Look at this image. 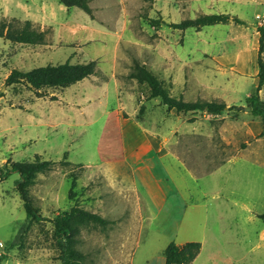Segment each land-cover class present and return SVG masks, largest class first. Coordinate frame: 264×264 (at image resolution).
<instances>
[{"label":"rangeland","instance_id":"obj_1","mask_svg":"<svg viewBox=\"0 0 264 264\" xmlns=\"http://www.w3.org/2000/svg\"><path fill=\"white\" fill-rule=\"evenodd\" d=\"M90 7L92 16L58 0H0V21L30 20L45 33L40 45L0 38V166L34 161L38 152L56 162L29 190L45 220L30 225L13 248L26 220L15 187L19 175L0 182V264H61L51 220L73 206L112 222L81 229L83 264H165L167 245L186 239L202 244L196 264H264L263 124L247 110L258 85L264 0H90ZM202 14L236 15L245 25L179 30L150 22L179 23ZM243 36L248 57L241 55L237 65ZM135 59L173 96L240 109L217 115L169 111L129 78ZM91 60L97 61L96 75L43 97L61 120L50 128L49 143H23L21 127L33 116L29 108L35 114L45 107L34 105L40 98L27 86H8L10 73ZM259 94L264 101V87ZM46 107L51 114V104ZM106 122L114 131L104 133ZM156 138L163 156L179 159L171 158L166 174L159 170V147H149ZM222 165L224 174L212 177ZM169 171L181 190H170ZM72 174L78 180L70 200ZM190 204L200 207L188 208L180 219Z\"/></svg>","mask_w":264,"mask_h":264},{"label":"trees","instance_id":"obj_2","mask_svg":"<svg viewBox=\"0 0 264 264\" xmlns=\"http://www.w3.org/2000/svg\"><path fill=\"white\" fill-rule=\"evenodd\" d=\"M66 8H79L86 14L92 16L90 0H58ZM152 24L159 26L165 24L175 29L186 30L190 28L201 29L207 26L235 23L244 25L245 22L236 15L231 14H202L194 19H186L179 23H170L161 19L151 20ZM260 32L259 52H258V85L256 92L247 98V105L251 107V115L263 124V131L260 137L264 136V101L259 92L264 87V26L258 28ZM0 38L22 45H40L45 42V33L38 30L30 20L24 22L0 21ZM97 61L91 60L83 63H72L67 61L60 64H47L41 67H34L24 71L14 69L8 76L6 83L8 86L18 84L25 85L38 98L47 96L50 90L69 88L91 76L97 74ZM129 78L148 93V99H159L169 111L175 110L177 114L207 113L217 115L227 110L240 109L238 106L228 107L225 102L197 100L189 102L182 95L176 97L171 95L165 82L158 78L149 68L138 60H133ZM62 165H69L70 162L62 161ZM56 162L42 160L41 155L36 154L34 161L14 162L8 161L0 166V182L10 178L17 173L19 179L15 182L16 190L23 202L26 212V220L19 230L16 239L12 242L11 248L23 242L25 234L30 225L40 223L45 220L40 210L35 207L30 196V188L35 184L38 174L53 170ZM72 182L69 191V199L76 196L78 177L71 175ZM264 220V214L259 216ZM54 226L53 237L59 252L58 260L61 264H83L85 254L77 248L78 236L81 229L89 226L106 228L112 222L103 216L79 208L71 207L69 210L59 213L51 220ZM202 250V244L197 241H189L182 245L170 242L164 250L165 264H192Z\"/></svg>","mask_w":264,"mask_h":264},{"label":"crops","instance_id":"obj_3","mask_svg":"<svg viewBox=\"0 0 264 264\" xmlns=\"http://www.w3.org/2000/svg\"><path fill=\"white\" fill-rule=\"evenodd\" d=\"M242 1H244V2H246L247 3V0H242ZM242 20V19H241ZM244 21V20H243ZM231 24V23H230ZM245 25V24H244ZM246 36H243V38H241L242 39V45H240L238 48H237V52H236V54H235V59H234V63H236L237 65L240 63L241 64V55H242V57L244 56L245 58H246V56H247V42H246ZM258 52H259V50H258ZM258 54V53H257ZM252 55V54H251ZM253 56V55H252ZM251 56V57H252ZM254 56H255V53H254ZM248 57V56H247ZM258 57V56H257ZM254 59V58H253ZM258 59V58H257ZM255 60V59H254ZM257 63H258V60H257ZM246 61H244L243 62V65H245L246 66ZM257 67H259L258 65H257ZM258 72H259V69L258 68H255V70H254V73L255 74H257L258 75ZM88 79V78H87ZM106 91L107 90H105V89H103L102 90V92L105 94L106 93ZM37 102L36 103H34V105L35 104H38L37 106L39 107V105L40 106H44L45 107V109H42L41 107H39V112H37V113H33V110H32V108H33V106H31L29 109H31V114L33 115V116H31L30 117V121H28V123H26L23 127H21V130L20 131H22V134H24V135H26L25 137H23V136H20L21 137V141H23V143L24 142H26V141H29V142H31V141H33V139H36L38 142H39V140H42V138L45 140V142H43L41 145H47L48 143H49V141H48V136H49V134H50V132H51V127L53 126V123H59L60 121L56 118V114H55V112H54V110H53V104H52V102H49L48 100H44L43 99V97L42 98H40V99H37L36 100ZM57 102H59V101H57ZM49 104H51V106H52V108H51V110H53L52 112H51V114L49 113V110H48V108L46 107L47 105H49ZM228 106V105H227ZM228 107H230V106H228ZM61 111V114H63V115H65V110L64 109H60ZM69 112V111H68ZM58 113H59V111H58ZM58 115V114H57ZM59 121V122H58ZM61 123V122H60ZM111 131H114V129L112 128V126H108V124H107V122L105 123V128H104V133H107V132H111ZM103 133V134H104ZM149 133V132H148ZM149 134H152V133H149ZM41 138V139H40ZM154 138V137H153ZM25 139H27V140H25ZM38 142H37V144H35V143H33V145L35 146H39L38 145ZM149 147H150V149H157V147H159L157 150L160 152V154H159V162H160V171H162L164 174H166L167 173V164H168V162L171 160V158H172V162H173V160H174V162H179V159H178V157H175V156H173V155H171V156H167L166 154L163 156V154H162V149H164L165 150V147H163L162 146V144H161V142L156 138V140L154 141V140H150L149 139ZM39 153V152H38ZM37 153V154H38ZM39 155H41V154H39ZM224 166L225 165H222V166H220V167H218L216 170H214L212 173H211V175H212V177H214L215 175H220V174H224V172H221L222 171V169L224 168ZM169 174H170V176H171V171H169ZM154 178V179H153ZM153 178H152V180H155L156 178H155V176H153ZM171 186H172V188L170 189V190H181V187H180V185L179 186H177L178 184H175L174 183V181L173 180H175L174 179V177H173V175L171 176ZM165 182V181H164ZM165 188V187H164ZM166 190V189H165ZM195 206H199L200 207V205L199 204H190L188 207H186V209L184 210V212L182 213V216H181V218L180 219H183V216H184V214L186 215L187 214V212H186V210L188 209V208H190L191 209V207H195ZM190 209H188V210H190ZM186 212V213H185ZM181 221V220H180ZM186 242H189V240H185V241H183V242H181V243H179V245H182V244H184V243H186ZM203 248V247H202ZM202 252V251H201ZM201 252H200V254L198 255V257L196 258V260L192 263V264H196L197 263V261L199 260V258L201 257ZM165 259V258H164ZM215 264H220V263H218V262H215Z\"/></svg>","mask_w":264,"mask_h":264},{"label":"water","instance_id":"obj_4","mask_svg":"<svg viewBox=\"0 0 264 264\" xmlns=\"http://www.w3.org/2000/svg\"><path fill=\"white\" fill-rule=\"evenodd\" d=\"M247 110L250 111L251 110V107H247Z\"/></svg>","mask_w":264,"mask_h":264}]
</instances>
